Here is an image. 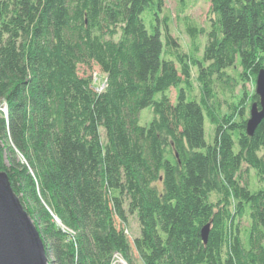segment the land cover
Masks as SVG:
<instances>
[{
	"label": "trees",
	"instance_id": "trees-1",
	"mask_svg": "<svg viewBox=\"0 0 264 264\" xmlns=\"http://www.w3.org/2000/svg\"><path fill=\"white\" fill-rule=\"evenodd\" d=\"M209 2L185 52L163 0H0V172L49 264H264V118L248 135L232 101L264 68V0Z\"/></svg>",
	"mask_w": 264,
	"mask_h": 264
},
{
	"label": "water",
	"instance_id": "water-1",
	"mask_svg": "<svg viewBox=\"0 0 264 264\" xmlns=\"http://www.w3.org/2000/svg\"><path fill=\"white\" fill-rule=\"evenodd\" d=\"M258 103L249 109L246 132L252 136L264 118V68L256 77ZM210 224L201 228L203 243L208 240ZM0 264H49L40 234L14 192L6 171L0 172Z\"/></svg>",
	"mask_w": 264,
	"mask_h": 264
},
{
	"label": "rangeland",
	"instance_id": "rangeland-1",
	"mask_svg": "<svg viewBox=\"0 0 264 264\" xmlns=\"http://www.w3.org/2000/svg\"><path fill=\"white\" fill-rule=\"evenodd\" d=\"M210 11V2L209 0H163V14L169 17V31L170 33L178 40L181 45L182 50L185 52H189L192 49L193 41L192 38L188 35L186 28H185V20L189 19L188 21L197 24L198 26L202 27L205 31L209 29L211 13ZM162 17V16H161ZM144 23L149 28L150 24V17L145 12L143 14ZM197 43L200 42V48L204 45L205 37L199 35L197 38ZM201 50V49H200ZM201 54L199 51L198 55ZM239 68L237 70H229L231 73L237 76L239 73ZM95 78L99 79V84L101 85L103 82V75L97 70L94 69L91 72ZM193 75L196 76L197 72L196 69H193ZM240 85L236 90L235 99L232 101L235 105H240L245 108V117L248 119L249 117V109L252 105L253 101L251 96L255 93L256 85L255 82L252 80L240 81ZM196 84L194 83V90L196 91ZM175 94L174 89L171 91V96L173 98ZM1 110L4 111V108L1 107ZM152 118V113L150 108H145L141 111L140 115V123L146 124ZM205 140L207 143L212 142V127L208 123L205 125ZM257 183V176L255 175V171H252L250 176V188L256 189L258 187ZM241 225L246 227L248 225L246 219H242ZM126 233L130 240H133L137 237L140 233V227L138 219L135 215H129L127 219V223L125 225ZM135 264H141V262L135 257ZM115 264H126V262L121 258L118 257L115 260Z\"/></svg>",
	"mask_w": 264,
	"mask_h": 264
},
{
	"label": "built area",
	"instance_id": "built-area-1",
	"mask_svg": "<svg viewBox=\"0 0 264 264\" xmlns=\"http://www.w3.org/2000/svg\"><path fill=\"white\" fill-rule=\"evenodd\" d=\"M102 87V86H101Z\"/></svg>",
	"mask_w": 264,
	"mask_h": 264
}]
</instances>
